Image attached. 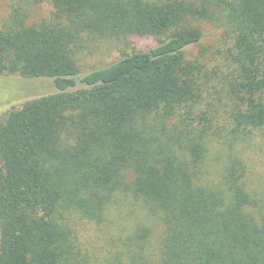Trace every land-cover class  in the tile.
Segmentation results:
<instances>
[{"label": "trees", "instance_id": "16d2710c", "mask_svg": "<svg viewBox=\"0 0 264 264\" xmlns=\"http://www.w3.org/2000/svg\"><path fill=\"white\" fill-rule=\"evenodd\" d=\"M4 1L0 74L57 89L1 108L0 264H264L246 154L264 131V0ZM205 23L219 45H201ZM128 35L158 41L83 72L91 39Z\"/></svg>", "mask_w": 264, "mask_h": 264}, {"label": "rangeland", "instance_id": "374dc122", "mask_svg": "<svg viewBox=\"0 0 264 264\" xmlns=\"http://www.w3.org/2000/svg\"><path fill=\"white\" fill-rule=\"evenodd\" d=\"M52 9L50 2L36 5L30 14V21L38 20L49 15ZM8 7L4 0H0V18L6 16ZM205 37L201 45H219L221 43L222 29L215 25H203ZM154 36L128 35L123 38L97 37L91 39L88 46L80 52V64L83 72L91 69L90 66L101 67L121 57L122 51L148 48L157 43ZM199 45L189 49L188 56L198 53ZM55 81L50 77L26 78L17 74H0V114L1 108L21 97L40 93H49L56 90ZM246 152L254 172V181L257 185L264 184V131H257ZM91 229V228H90ZM92 231V229H91ZM90 231V233H91ZM93 232V231H92ZM91 236V235H87Z\"/></svg>", "mask_w": 264, "mask_h": 264}]
</instances>
